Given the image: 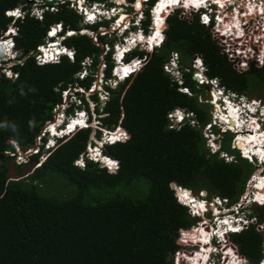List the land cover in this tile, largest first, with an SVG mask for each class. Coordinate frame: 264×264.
Wrapping results in <instances>:
<instances>
[{
	"label": "trees",
	"instance_id": "1",
	"mask_svg": "<svg viewBox=\"0 0 264 264\" xmlns=\"http://www.w3.org/2000/svg\"><path fill=\"white\" fill-rule=\"evenodd\" d=\"M153 2L149 0L144 8L141 26L145 31ZM19 3L25 0H0V34L12 21L6 9ZM58 22L76 31L65 39L75 50L74 60L63 57L58 63L37 64L27 57L14 67L16 78L0 77V264H173L170 254L178 247V230L198 218L177 201L171 184L193 191L204 189L209 196L226 197L233 203L245 191L255 167L231 150L230 134L222 136V147L237 153L233 163L209 154L204 136L191 124L169 128L167 114L176 107L192 110L202 124L210 116L197 101L199 95L178 90L162 64L171 51L179 52L184 64L200 54L207 74L217 78L220 86L244 93L250 88L251 77L264 79V53L255 50L250 57L225 53L198 14L175 10L166 16L161 47L150 52L136 48L129 54L130 58L145 53L148 58L143 68L113 88L105 86L109 97L103 107V124L112 130H126L124 141L105 147V153L119 162L116 172L87 158L83 167L74 165L86 148L91 127L78 128L50 149L40 145L37 153L19 161L15 147L25 151L36 147L37 138L44 140L42 130L62 104L61 90L76 85L88 91L101 59L104 76H111V52L103 55L100 44L113 40L98 34L95 41L81 33L82 28L96 29L97 25L83 24L67 0L58 2L54 11H46L41 19L27 15L18 20V49L24 53L35 49L43 43L49 26ZM86 56L90 57L92 75L79 78L76 73ZM194 70L200 71V66L195 65ZM195 78L207 80L199 73ZM185 84L197 91L188 75ZM91 97L99 106V97ZM72 110L69 108V113ZM96 135L100 136L99 128ZM25 161L28 167L23 169ZM48 173L64 175L72 186L67 185L60 196L56 191L52 196L41 195L37 184ZM185 190H178V195L188 199L191 194ZM253 214L258 223L264 222V205H254ZM230 237L249 262L260 261L263 236L254 225Z\"/></svg>",
	"mask_w": 264,
	"mask_h": 264
},
{
	"label": "clouds",
	"instance_id": "2",
	"mask_svg": "<svg viewBox=\"0 0 264 264\" xmlns=\"http://www.w3.org/2000/svg\"><path fill=\"white\" fill-rule=\"evenodd\" d=\"M60 1L62 0H25V3H19L12 8L6 9V16L12 17V21L4 29L3 34H0V77L5 76L6 78H16L18 72L14 70V67L18 63L22 64L27 57H33L37 64H54L58 63L63 57H66L68 59L71 55L75 54L74 48L69 46L65 42V39L75 34L76 31L63 28L61 22L53 23L52 25H50L46 31L43 43L37 45L35 49L30 50L28 53H24L22 50L18 49L16 44V37L20 35L19 25L16 23L18 20H22L27 15L41 19L46 11H54L55 5ZM67 1H69V5L81 16V22L83 24L97 25L96 29L89 27L82 28L80 30L81 33H86L91 35V37H95V41L97 40L98 34L108 36V39L113 40L112 43L106 42L105 44H100L103 48V55L106 52H111L113 66L111 68V76L106 78L103 74L105 66L102 65L104 64V59H101V63L99 64L97 73H99V70H101L102 76H96L93 85L94 89H96V83L98 82L99 78L101 81L104 80L109 86L114 87L120 81L129 78L132 74L137 73L143 68L144 62L148 58L147 55L144 53L142 56L137 55L129 58V54L136 48L138 50L150 52L155 48L161 47L165 39V28L167 26L166 16L168 14H171L178 9L180 11L189 9L192 12L198 14L199 18L200 12L203 10V8L209 7L211 10V15H214V10L220 9L223 6H226L225 9L228 10L229 13H233V4L235 3V1L241 0H223L222 3H219L218 0H203V3H189L188 7H185V3H187L188 0H178V3H171L169 4V6L160 9L159 11H156V6L162 0H154V2L148 8L150 24L147 31L142 28L141 21L145 18L144 8L147 7L146 3L149 2V0H142L141 7L137 9L140 10V16H137V20H135L136 17L125 20L124 16L119 22L118 20L120 19V16H118L117 13H113L112 9H114L116 5L118 7L125 6V4H127L128 2L130 3L132 10L137 11L132 5L136 2V0H134L132 3L128 0H119L120 2L116 3L117 0H113L114 5L110 2L108 7H105V4H103L102 6L98 5L99 3H101V1L96 0H94L93 2H85V0H81L83 1L82 3H80V0ZM228 1H232L233 3L230 4L228 3ZM17 10L20 13L19 16L9 15V13H15L17 12ZM90 15H92V19H89ZM101 22H107V25H104ZM114 25L116 26L114 27ZM102 28H107L108 32L99 31ZM9 29H13V31H9ZM114 29H120L121 31V39L119 41L116 40V32H110ZM157 32H159V36H156ZM50 33L52 34L50 35ZM174 52L178 54V59L175 64H172L170 63V60L171 57H173ZM69 53H71V55H69ZM4 56L6 57L5 61L2 60ZM85 59L89 60L86 68L90 70V57L86 56ZM179 64V52L171 51L168 59L163 62L162 66L163 68H165V66H168L167 68H177ZM103 66L104 68L102 70ZM127 69H131V71H127L126 74ZM81 70L82 69H80V71ZM84 93L85 92H82L81 95L84 96ZM54 111L55 115L53 120H49L47 122L56 123L53 126H50L47 130H42L41 136L42 138L44 137V140L39 139V143H36V147L33 148L35 149L34 151H32L33 149L25 150L24 152H32L25 155L26 158H23V160L21 161L26 160L27 156L32 154L33 152L37 153L40 150V145H43L44 150L50 149L60 140V138L62 139L69 136L78 128L91 127L90 136H92V138H89V140L87 141L85 150L76 159H74V165L81 166L80 162H84V159L87 158L89 160H93L94 162H98L109 172L117 171L119 167L118 160L109 155L103 156L102 152L107 145L112 144L115 141H124L125 137H121L120 133L119 135H117V137H121L120 139L111 140V137H109L111 134L97 137L96 130L97 128H99V125L98 122L94 124V121L96 119L94 118L93 113L99 112L105 115L106 112L102 107L76 105L73 107L71 117L63 121H57L59 116V108L56 107ZM245 111L249 115H253L256 113L264 115V107H258L254 103L245 104ZM81 113H83L84 115L81 116ZM167 117L170 123L176 122L181 125L184 123L191 124L192 126L195 125V120H193L189 116L177 115L173 118L170 115H167ZM77 121H82V124L77 123ZM247 124L249 125L250 123H246L245 126H247ZM69 126H71V130H69ZM104 137H106V139L102 141ZM205 141L208 153L217 155V157L221 159L220 150L215 146L213 138H205ZM100 142L101 144H99ZM16 148L17 149L15 153H17L18 158V153L21 152V149L18 147ZM251 148L253 149V151H250L249 153H244L243 149H240L242 158L246 159L247 162L252 163L255 168L263 169L264 153L255 152V149L257 148V146L255 145ZM262 150L264 151V140L262 144ZM107 161L115 162L114 167H110ZM252 173L247 179V184L249 181L250 185L246 184L247 189L253 187L251 194L245 188V193L243 192L242 195H240L239 199L233 203H229V200L226 197L218 195L209 196L208 192L204 189L193 191L192 189L187 187L183 188L191 191V197L188 199L182 198L181 196L177 195V188H181L182 186L175 183L171 184L174 189L177 201L187 207L190 216L198 218L196 223H194L193 225L182 227L178 230L175 236V242L178 247L170 254V257H172V261H174L173 255L178 249L187 253H192L193 255L192 261H188L184 257H181L182 262L180 264H189V262H191V264H207L206 261L211 256H220L222 254V249L224 248L221 246H225L228 243H233L236 246L238 253H240L237 244L231 240L230 235L232 233H240L244 229L250 227L251 224H253L256 230H258L259 232L262 233L264 231V229L262 228V226L264 227V222H256V217L254 216V214L251 215L252 211H249L248 209L249 206L250 208L254 206H251L254 202L264 205L263 200L255 201L254 199V193L257 188L254 187V174ZM238 206L247 211L248 216L246 217V220H249V225L247 227H240L234 223H231L227 227L221 228V226L218 225L217 220H220L223 209L226 207ZM193 210L194 214L191 213ZM203 225L205 227H203ZM233 228H237L238 231H234ZM181 229L192 230V233L187 236V241L189 242V244L182 243V237H179ZM262 236L263 255L257 264H262V262H264V232ZM224 238L227 242H224ZM200 247L202 249H200ZM229 253L230 252H227L226 254ZM240 254L243 255L242 253ZM247 264L252 263L248 261Z\"/></svg>",
	"mask_w": 264,
	"mask_h": 264
},
{
	"label": "bare ground",
	"instance_id": "3",
	"mask_svg": "<svg viewBox=\"0 0 264 264\" xmlns=\"http://www.w3.org/2000/svg\"><path fill=\"white\" fill-rule=\"evenodd\" d=\"M218 1H219V3H222L223 0H218ZM255 1H257V0H251V2L249 3L250 5H252L251 6L252 10L249 8V6L247 7L248 13L244 14L246 16L245 18L238 20L237 17L233 18L232 16H228L227 25L229 28L227 30L231 36L230 40L228 38V41H227V42H229V44H227V45H229V49H228L229 52L234 51V52L243 54V55L248 56V57L255 55V50H257L260 54L264 53V29H261V28L257 29L255 27L253 28L252 39H251L252 41L251 42L246 41V45L249 46L251 49L245 48V41L243 39H239L241 37L237 38L236 40H233L234 36L238 37V33H236L237 31L238 32L243 31L244 30L243 26H245L247 28L248 22L251 19L249 17H252L253 15L255 17H253L252 20L255 21V24H259V25L262 24L261 26H264V9H262V5L264 4V2L261 3V5L258 8V9H260V11L263 15L257 16V14H253V12L257 11L255 5L257 4L258 1H262V0H258L257 2H255ZM141 2H142V0H137V2H135V6H134L135 9H138L141 7V5H142ZM80 3H82V2L80 1ZM193 3H196V4L199 3V0H194ZM237 3H239V2H237ZM169 4H171V2H169V0L160 1L156 6V11H159L160 9H163V8L169 6ZM133 5H134V3H133ZM257 7H258V5H257ZM234 11H236L235 14L239 15V11L237 9ZM200 14H204L205 16L209 17V16H211V10L208 9L207 7H205L200 12ZM123 17L124 16H122V18ZM119 21H121V19H119ZM204 26L209 29L208 26H206V25H204ZM261 47H262V49H260ZM179 55H180L179 66L177 68H172V72H171L170 68H164L165 72H167L170 75L172 80L177 82L178 90L185 92L191 96L193 94H190V93H192L193 91H191L190 87L185 84V78L187 75L190 76L191 79L195 81L196 89H197V87H199L201 85H206L207 88H210L209 93L211 95H210V99L207 103H209L210 106L213 107L212 113H213V118H215V121L222 123L223 125H225V127L219 126L216 122L212 123L210 110H209L210 119H209V121H207L203 125L198 120L195 112H193L190 109H188L187 112L183 111L182 109H185L183 107H176V108L172 109L170 112H168L167 115H170L173 118L177 116V113L179 115H182V116H189L193 120H195V122L198 121V124L201 126H204V128L208 127V128H206V131H208L206 133H209L210 135L209 136L204 135V138H213L214 143L216 144V147L220 150V154L221 153L224 154L226 152H229V151L224 150L222 147V136L224 134H230V135L232 134L231 135L232 139H231L230 144L233 142V145L231 146V150H233V151L236 150L240 156H241L240 149H243L244 153H247V152L249 153L250 151H253V149L251 147L254 145L257 146V148L255 149V152L264 153V151L262 150V144H263V140H264V131L261 132V134L260 133H254L253 131H251L252 128L254 129L255 127L260 128L261 126H264V115L260 114V113L249 115L245 111V104H247V103H254L258 107H264V104H262L261 102H259L256 99L245 100L243 98L244 94L237 93V92H231V91L226 90L222 86H220L219 80L217 78H211L207 74V67L204 64L203 59H202L200 54L193 55L190 63H188L186 65L183 63L182 56L180 53H179ZM5 59H6V57L4 56L2 58V60L5 61ZM69 59L74 60V55H71L69 57ZM87 61H89V60L84 59L82 61L83 67H82V70L76 74L77 77H79V78L84 77L85 78L89 75H92L91 71L86 68V65L89 62L86 65L83 64L84 62H87ZM191 63L193 65L192 66L193 69H191V71H187L188 68H185V67H189L191 65ZM195 65L197 67H198V65L200 66V71L194 70ZM197 73L205 76L207 78V80L197 81V79L195 78V74H197ZM124 80H122L120 82H123ZM102 82L99 85V86H101V90L96 89L97 92L94 93L97 96L100 92H101V95L109 94V89H107L105 87V86H109V85L104 80H102ZM71 87L76 88V93L79 92V90H81V89H83L82 92H85V93H87L89 90H91V88H89L88 91H85L86 88H84L83 86L78 87L76 85L75 86H69L67 89L61 90L62 97H64L65 101H67V100H70V101L68 102L69 106L67 108H63V110H62V114L65 117H63V118L59 117V119H57L58 121H63V120H67L68 118H70L72 115V112L69 113L68 109L73 108L76 105L98 106V104L96 103V101L93 98L91 100H89L88 98L85 97L88 95V93H87V95H84V96L82 95V97H81V94H72L71 96H68L69 89ZM91 87H93V86H91ZM109 88H113V87L109 86ZM92 89H94V87ZM184 89H187V91H184ZM194 93H195V91H194ZM236 95H241L242 97L238 96V98L234 100L233 98H235ZM82 100H83V102H82ZM93 102H95V104H93ZM97 102L101 106V104H100L101 100H97ZM104 103L105 102H103V104H102L103 107H104ZM215 104H218L221 109H217ZM59 105H61V104H59ZM219 111L224 112V114H221L217 117L216 115H218ZM187 113H189V114L191 113V114L187 115ZM93 116L98 122L99 130H100V136H105V135L111 134L109 137H111V140H112L113 139L112 137L113 136L117 137V135H119V133L120 134L123 133V135L126 134V130L124 128L117 129L119 131L107 128L103 124V121H102V118L104 117L103 114H101L99 112H94ZM230 120H232V121H230ZM246 123H250V124L249 125L247 124V126H245ZM168 125H169V128H171V127L176 128V126H181V124H178L176 122H174V123L169 122ZM50 126H52V125H50ZM256 128H255V130H256ZM52 129H53V127H52ZM105 129H107L110 132L108 133ZM259 134H260V137H259ZM250 137H252V139H253L252 141L250 140ZM255 138H256V140H255ZM230 153L232 156L233 155L237 156L236 152H230ZM102 155L108 156V154L105 153V149L103 150ZM83 165L84 164H81V167H83ZM254 179H255L254 182L256 183L254 186L257 188V190L254 193V199H255V201L263 200V203H264V176L263 175H255ZM180 189H183V187L177 188V195H178V190H180ZM252 204H261V203L254 202ZM247 216H248L247 211L244 210L242 207H239V206L238 207H226L223 209L221 217H220V224H221L220 226H221V228H225L231 223H234L238 226L245 225ZM262 264H264V262H262Z\"/></svg>",
	"mask_w": 264,
	"mask_h": 264
},
{
	"label": "rangeland",
	"instance_id": "4",
	"mask_svg": "<svg viewBox=\"0 0 264 264\" xmlns=\"http://www.w3.org/2000/svg\"><path fill=\"white\" fill-rule=\"evenodd\" d=\"M81 1V0H80ZM258 1V0H257ZM257 1H255V2H257ZM263 1V0H262ZM81 2H83V1H81ZM85 2H93V1H91V0H85ZM110 2L114 5V3H113V0H104V1H101V3H99L98 5H100V6H102L103 4H105V7H108L109 6V4H110ZM120 1L119 0H117V2L116 3H119ZM136 2H137V0H136ZM249 2V1H248ZM264 2V1H263ZM142 3V2H141ZM245 3V2H244ZM248 5H249V3H247ZM116 5V4H115ZM133 5V4H132ZM257 5H258V7H257ZM261 5V2H257V4L255 5L256 6V10H257V16H259L260 15V13H261V11H260V9H258L259 8V6ZM131 5H130V3H128L127 2V4H125V6H122V7H118L117 5H116V7L114 8V9H112V12L113 13H117V15L118 16H120V19H122V15L123 16H125V19L126 20H129V19H132L133 17H136L135 18V20H137V16L139 17L140 15H139V13H140V10H137V11H133L132 9L130 10L129 9V7H130ZM133 6H135V3H134V5ZM144 6V5H143ZM142 6V7H143ZM252 6V5H251ZM246 10H247V8H246ZM253 14H256V12H254ZM251 15V14H250ZM92 15H90V17H91ZM253 17H255L254 15L252 16V17H249V18H251L250 20H249V22H248V26H247V28L245 27V26H243V28H244V30L243 31H237L236 33H238V37H236V36H234V39L233 40H236L237 38H239V37H241V38H239V39H243L244 41H245V48L247 49V48H250L249 46H247L246 45V41L247 42H251L252 40V30H253V28L255 27V28H257V29H264V26H261L262 24H255V21H253L252 19H253ZM119 21V20H118ZM247 22V21H246ZM131 25V24H130ZM244 25V24H243ZM116 25H114V27H115ZM99 31H102V32H108V29L107 28H102V29H100ZM89 32H91V31H89ZM110 32H116V40L117 41H119L120 39H121V37H120V34H121V31H120V29H114V30H112V31H110ZM90 36V35H89ZM95 39V38H94ZM98 43V42H97ZM251 49V48H250ZM260 49H262V47L260 48ZM190 61H191V59L189 60V62L188 63H190ZM89 61H87V62H84L83 64L84 65H86L87 63H88ZM102 65H104V64H102ZM186 65V64H185ZM193 65H192V63H191V65L189 66V67H185V68H188V70L187 71H191V69H193V67H192ZM103 68H104V66L102 67V70H103ZM170 70H171V72H172V68H170ZM102 76V72H101V70H99V73H97V75L96 76ZM80 76V75H79ZM94 82H95V75H94V80H93V82H92V86L94 85ZM101 80H100V78L98 79V82L96 83V89H99V90H101V86H99L100 84H101ZM111 82V81H110ZM103 83V82H102ZM93 87H91V90H89L87 93H88V95H87V93H84V95H87V96H85L86 98H88L89 100H91L92 99V95L95 93V92H97L96 91V89H92ZM210 88H207V86L206 85H201V86H199V87H197V91L194 93V92H192V93H190V94H193V95H195L196 97H197V101L201 104V105H204L205 106V109L207 110V114L209 115V110H210V113H211V121H212V123H214V122H216L219 126H221V127H225V125H223L222 123H220V122H218V121H215V118H213V113H212V110H213V107L212 106H210V104L209 103H207L208 101H209V99H210V90H209ZM83 91V89H81V90H79V92H77L76 93V88H74V87H71L70 89H69V94H68V96H71L72 94H81V92ZM184 91H187V89H184ZM214 92V91H213ZM242 94H244V99L245 100H249V99H256V100H258L259 102H261L262 104H264V79L263 80H261V79H259V78H257V77H251V82H250V88H249V90H248V92H244V93H242ZM64 95V94H63ZM101 92L98 94V97H99V100H101V106L100 107H102L103 108V102H106V100H107V98L109 97V94H104V95H101ZM238 96L239 97H242L241 95H236L235 96V98H233L234 100L235 99H237L238 98ZM70 100H67V101H65V99H64V97H63V101H62V104L61 105H58L57 107L59 108V116H58V119H59V117H65L63 114H62V110H63V108H67L68 106H69V104H68V102H69ZM82 102H83V100H82ZM93 104H95V102H93ZM226 104V103H225ZM94 106V105H93ZM215 106L217 107V109H221L220 108V106L218 105V104H215ZM184 108V107H183ZM183 111H186L187 112V110H188V108H185V109H182ZM191 114V113H190ZM189 113H187V115H190ZM221 114H224V112H222V111H219V113H218V115H216L217 117L219 116V115H221ZM210 116V115H209ZM61 119V118H60ZM58 121V120H57ZM56 122H48L47 123V125L45 126V129L44 130H47L48 128H49V126L50 125H54ZM95 123H97V120H95L94 121V124ZM201 123V122H200ZM202 124V123H201ZM203 125V124H202ZM180 126H176V128H179ZM194 128L195 129H198L201 133H202V135L204 136V135H210L209 133H206V132H208V131H206V128H208V127H206V128H204V126H201V125H199L198 124V121L197 122H195V125H194ZM256 128V127H255ZM255 128L253 129H251V131H253L254 133H260L261 134V132H263L264 130V126H261L260 128H256V130H255ZM43 130V131H44ZM108 133L110 132V131H108L107 129H105ZM42 134V133H41ZM260 134H259V137H260ZM232 135V134H231ZM257 137V136H256ZM92 138V136H90V139ZM106 139V137H104L103 139H102V141H104ZM250 140L252 141L253 139H252V137H250ZM255 140H256V138H255ZM223 142V141H222ZM39 143V138H37V144ZM99 144H101V142L99 143ZM233 145V142L230 144V148H231V146ZM215 146H216V144H215ZM16 147H15V151H16ZM228 150H229V148H227ZM35 149H33L32 151H34ZM31 151V152H32ZM31 152H29V153H31ZM28 153L27 152H24V151H22L21 150V152H19L18 153V160L19 161H21V160H23V158H26L25 157V155H27ZM220 156H221V159L222 160H224L225 162H229V163H233L237 158H236V155H231V153L230 152H226V153H221L220 154ZM234 157V158H233ZM26 163H28V161H25V162H23V166H21V167H23V169H25L26 167H28V165H26ZM81 164H83V161H81L80 162V165ZM37 166V165H36ZM35 167V164L34 165H31L30 166V169H29V171H32L33 170V168ZM252 174H254V177H255V175H264V168L263 169H261V168H255V170L253 171V173ZM14 174H10V176H13ZM254 179V178H253ZM255 180V179H254ZM36 182V181H35ZM256 184V183H255ZM67 185H69V186H72L70 183H69V181H68V179L64 176V175H61V174H52V173H48V174H46L40 181H38V184H37V187H38V191H39V193L41 194V195H50V196H52L50 193L51 192H57V196H60V194L62 195V192H64V191H66L68 188V186ZM247 185H250V183H249V181H248V184ZM255 187V186H254ZM184 189V188H183ZM247 189V188H246ZM185 190V189H184ZM253 190V187H251V188H249V189H247V191L248 192H250V194H251V191ZM185 192H187V193H190L191 194V191H186L185 190ZM245 193V192H244ZM66 195H68V194H64L63 196H66ZM253 205H262V204H252L251 206H253ZM249 211H252V207L250 208V206H249ZM251 209V210H250ZM254 216L256 217V222H258V217H257V215L256 214H254ZM255 224V223H254ZM251 225H253V224H251ZM264 232V231H263ZM263 232H262V234H263Z\"/></svg>",
	"mask_w": 264,
	"mask_h": 264
},
{
	"label": "built area",
	"instance_id": "5",
	"mask_svg": "<svg viewBox=\"0 0 264 264\" xmlns=\"http://www.w3.org/2000/svg\"><path fill=\"white\" fill-rule=\"evenodd\" d=\"M248 1L249 0L235 1V3L232 6L233 13H229L228 10L225 9L226 6H223L220 9L214 10L215 11L214 15L207 17L204 14H200V16H199L200 23H202L206 26H209V30L212 33L213 38L216 39L217 43L221 46L222 51L225 53L229 52V50H228L229 45H227V44H229V42H227V41H228V38H229V40L231 38V36L227 30L229 28L227 25L228 16H232L233 18L237 17L238 20L245 18L246 16L244 14L248 13V11L246 10V8L248 7V4H247ZM263 1H258V2L263 3ZM237 2H239V3H237ZM228 3L231 4L233 2L228 1ZM208 9H210V8L208 7ZM236 9L239 11V15L235 14L234 10H236ZM256 14H257V11H256ZM260 15H263V14L260 13ZM205 17H207V22L205 21ZM94 38L95 37H93V39ZM177 59H178V54L174 52L173 57H171L170 63L175 64ZM167 67L168 66H165V68H167ZM123 136L125 137V135H123ZM29 152H31V151H28L27 153H29ZM191 213L194 214V210ZM252 219H254V218H252ZM217 223H218V225H221L219 219L217 220ZM245 223H246L245 225H242L240 227H247L249 225V220H246ZM203 227H205V226L203 225ZM237 228H233V229H237ZM262 228L264 229L263 226H262ZM191 231L192 230H187V229H181L180 230L179 237H182L181 241L183 244H189V242L187 241V236L192 233ZM221 234H223V233H221ZM224 242H227L225 238H224ZM223 245H225V244H223ZM221 247H224L223 249L221 248L222 254L220 256H218V255L211 256L206 261L207 264H247L248 263L247 258H245L243 255L238 253L237 248L233 243H228L225 246H221ZM200 249H202V248L200 247ZM227 252H230V253L226 254ZM173 257H174L173 264H180L182 262L181 257H184L188 261L193 260L192 253H187L185 251L178 250V249L175 251ZM189 264H191V262H189Z\"/></svg>",
	"mask_w": 264,
	"mask_h": 264
},
{
	"label": "snow or ice",
	"instance_id": "6",
	"mask_svg": "<svg viewBox=\"0 0 264 264\" xmlns=\"http://www.w3.org/2000/svg\"><path fill=\"white\" fill-rule=\"evenodd\" d=\"M169 2H171V3H178V0H169ZM193 2H194V0H188V2L185 3V7H188V4L189 3H193ZM199 3H203V0H199ZM9 15H17V16H19L20 13L17 10V12H15V13H9ZM89 19H92V17H89ZM205 21L207 22V17H205ZM9 31H13V29H9ZM51 34L52 33H50V35ZM156 36H159V32L156 33ZM69 55H71V53H69ZM137 63H139V62H137ZM127 71H131V69H127L126 70V74H127ZM80 115L83 116L84 114L81 113ZM177 115H179V114L177 113ZM77 123H81L82 124V121H77ZM69 130H71V126H69ZM117 131H119V130H117ZM122 136H123V133H121V137ZM121 137H114L113 139H120ZM107 163L109 164L110 167H114L115 162H113V161H107ZM234 231H238V229H234Z\"/></svg>",
	"mask_w": 264,
	"mask_h": 264
},
{
	"label": "water",
	"instance_id": "7",
	"mask_svg": "<svg viewBox=\"0 0 264 264\" xmlns=\"http://www.w3.org/2000/svg\"><path fill=\"white\" fill-rule=\"evenodd\" d=\"M230 121H232V120H230Z\"/></svg>",
	"mask_w": 264,
	"mask_h": 264
}]
</instances>
